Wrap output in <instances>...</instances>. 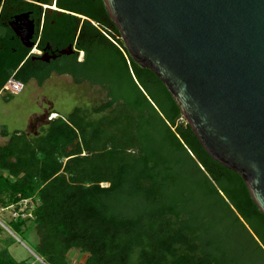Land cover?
Here are the masks:
<instances>
[{
    "label": "trees",
    "instance_id": "16d2710c",
    "mask_svg": "<svg viewBox=\"0 0 264 264\" xmlns=\"http://www.w3.org/2000/svg\"><path fill=\"white\" fill-rule=\"evenodd\" d=\"M114 26L103 32L87 23L79 39L85 60L58 69L101 87L105 100L49 119L37 136L2 130L0 205L36 203L34 218L12 228L35 230L34 252L45 262L38 264H73V249L88 254L84 264H264V215L243 177L208 154L169 89L134 60ZM8 56L0 92L10 79H49L52 70L39 75L28 62L16 71ZM0 264L25 263L4 249Z\"/></svg>",
    "mask_w": 264,
    "mask_h": 264
},
{
    "label": "water",
    "instance_id": "95a60500",
    "mask_svg": "<svg viewBox=\"0 0 264 264\" xmlns=\"http://www.w3.org/2000/svg\"><path fill=\"white\" fill-rule=\"evenodd\" d=\"M208 154L264 215V0H103Z\"/></svg>",
    "mask_w": 264,
    "mask_h": 264
},
{
    "label": "flooded vegetation",
    "instance_id": "af4514ba",
    "mask_svg": "<svg viewBox=\"0 0 264 264\" xmlns=\"http://www.w3.org/2000/svg\"><path fill=\"white\" fill-rule=\"evenodd\" d=\"M88 2H71L75 9H69V0H0V76L7 70V55L19 62L16 71L31 62L30 68L39 75L52 70L49 78L70 76L58 69L67 68L74 60H85L86 52L79 48V39L86 24L100 25L103 32H113L115 28V22L101 13L100 0ZM88 8L103 24L85 16ZM68 14L75 17L70 25Z\"/></svg>",
    "mask_w": 264,
    "mask_h": 264
},
{
    "label": "rangeland",
    "instance_id": "374dc122",
    "mask_svg": "<svg viewBox=\"0 0 264 264\" xmlns=\"http://www.w3.org/2000/svg\"><path fill=\"white\" fill-rule=\"evenodd\" d=\"M105 98L106 93L101 87L88 82L76 83L67 75L53 76L42 86L35 80L25 85L20 82L9 84L0 92V145L8 140L1 133L3 129L9 133L20 130L29 136H37L49 119L67 116L77 106L97 105ZM0 214L8 227L0 225V250L8 249L25 264L45 263L34 252L39 240L35 230L30 229L28 235L18 233L11 226L9 214ZM69 257L73 264H84L88 254L73 249Z\"/></svg>",
    "mask_w": 264,
    "mask_h": 264
},
{
    "label": "built area",
    "instance_id": "2783aa9c",
    "mask_svg": "<svg viewBox=\"0 0 264 264\" xmlns=\"http://www.w3.org/2000/svg\"><path fill=\"white\" fill-rule=\"evenodd\" d=\"M11 80L12 79H10L9 81ZM6 88L7 85L5 89ZM35 207H36V203L33 198H25L6 207L0 205V212L2 214L8 213L10 222L11 221L17 222L20 220L33 219ZM0 225L8 228L7 222H5L1 214H0Z\"/></svg>",
    "mask_w": 264,
    "mask_h": 264
}]
</instances>
